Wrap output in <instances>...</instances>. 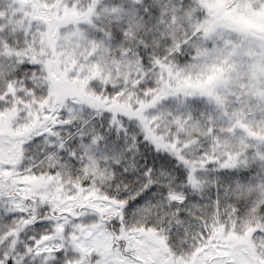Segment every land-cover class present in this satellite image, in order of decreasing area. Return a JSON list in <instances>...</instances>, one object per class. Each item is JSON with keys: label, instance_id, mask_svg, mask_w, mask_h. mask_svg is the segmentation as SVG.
Masks as SVG:
<instances>
[{"label": "snow or ice", "instance_id": "obj_1", "mask_svg": "<svg viewBox=\"0 0 264 264\" xmlns=\"http://www.w3.org/2000/svg\"><path fill=\"white\" fill-rule=\"evenodd\" d=\"M0 264H264V0H0Z\"/></svg>", "mask_w": 264, "mask_h": 264}]
</instances>
